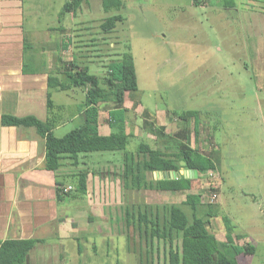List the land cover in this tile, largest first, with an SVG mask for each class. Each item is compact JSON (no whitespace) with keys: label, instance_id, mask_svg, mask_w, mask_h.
Masks as SVG:
<instances>
[{"label":"rangeland","instance_id":"rangeland-1","mask_svg":"<svg viewBox=\"0 0 264 264\" xmlns=\"http://www.w3.org/2000/svg\"><path fill=\"white\" fill-rule=\"evenodd\" d=\"M68 1L22 0L24 30L38 59L46 62L43 69L57 72L59 56L102 75L111 61L131 49L138 90L126 95L131 111L126 129L133 136L127 151L145 143L176 154L171 136L184 123L172 113L199 111L197 142L194 120L189 122L190 146L217 160L216 170L192 174L190 192L128 194L118 182L108 191L104 187L92 211L85 201L66 211L77 218V242L40 245L28 263L168 264L163 244L159 253L151 251L150 241L127 227L125 207H151L162 218L177 205L192 219L186 200L197 194L199 216L210 220L208 228L220 241L227 242V218L234 227L233 244L255 246V254L239 256V263L264 264V0H122L124 7L111 12L104 11L102 0H88L75 16L67 14L60 21ZM112 15H122L124 21L105 33L101 25ZM86 92H52L55 112L64 121L54 132L57 138L83 125ZM107 109L101 106L99 118L104 136L113 132L105 124ZM92 156L88 164L101 176L124 160L123 152Z\"/></svg>","mask_w":264,"mask_h":264},{"label":"trees","instance_id":"trees-1","mask_svg":"<svg viewBox=\"0 0 264 264\" xmlns=\"http://www.w3.org/2000/svg\"><path fill=\"white\" fill-rule=\"evenodd\" d=\"M87 2L88 0L66 2L59 20L62 21L67 14L75 16ZM124 5L122 0H102L105 12L119 11ZM123 21L122 15L109 16L101 25V29L105 33H111L117 24ZM68 47L67 44H63L64 49ZM130 50L123 53L121 60L111 61L102 75L90 74L88 66H80L73 62L65 63L59 56H57V61L62 66L58 67L57 72H50L43 69L46 62L38 59L34 44L26 35L22 73L32 75L41 70L47 72L48 119L43 122L34 116L20 118L4 114L1 117V123L4 126L35 129L45 140L46 169L52 173L60 170L66 160L72 161L74 166L79 165L81 155L123 152L124 160L120 178L124 193L141 191L190 192L195 183L192 178L182 175L180 178L154 179L149 178V174H181V171L185 170L197 172L200 176L207 171L216 170L217 160L190 146L189 122L194 120L195 141L197 142L201 127V112L172 113L175 118L184 123V127L179 126L171 136L178 145L176 154L145 143L141 144L135 152L127 151L132 136L127 133L126 129L125 98L127 94L138 90V77ZM77 88L87 90L84 111L81 113L83 125L69 132L63 138H57L54 130L60 125L61 120L55 112L56 106L52 100V92H67ZM102 105L108 108L107 124L113 131L107 136L101 135L99 132ZM88 175V171L85 170L78 172L74 189L69 191L63 189V184L59 183L57 188L58 203L86 198ZM200 204L201 197L199 195H188L186 205L191 208L192 219L182 207L177 205L167 209V214L162 218L159 212L154 214L151 207L141 210L140 205L138 207H135V204L127 205L124 216L127 227H132L134 231L138 230L141 238L145 236L146 241H150L151 251L156 248L159 253L161 245H164V254L167 253L165 259L168 264H240L239 256L251 257L255 254L254 245L249 244L246 247H241L233 244L230 234L234 227L227 218H225L226 230L229 232L227 242L220 241L208 228L210 220L199 216ZM209 217H211V213ZM43 242L37 239H8L1 242L0 264H28L31 253L38 244ZM167 244L168 250L166 249ZM78 247L80 246L78 245Z\"/></svg>","mask_w":264,"mask_h":264},{"label":"crops","instance_id":"crops-1","mask_svg":"<svg viewBox=\"0 0 264 264\" xmlns=\"http://www.w3.org/2000/svg\"><path fill=\"white\" fill-rule=\"evenodd\" d=\"M25 36L22 0H0V243L8 239L44 241L35 252L40 245H62L67 240L77 242L79 230L74 226L77 218L66 211L72 209V204L80 207L84 201L92 211L104 196L105 191L101 195L100 189L108 191L116 182L122 189L123 163L117 162L101 176L88 164L92 162V154L81 155L79 165L66 160L60 170L52 173L46 169L45 140L35 129L2 125L4 114L20 118L34 116L43 122L48 119L47 72L22 73ZM125 99L128 121L131 111ZM59 110L65 111L61 107ZM60 120L56 129L63 125L64 121ZM82 170L89 173L86 198L58 203L59 183L65 190L74 189L76 175ZM93 195L95 200H92Z\"/></svg>","mask_w":264,"mask_h":264},{"label":"water","instance_id":"water-1","mask_svg":"<svg viewBox=\"0 0 264 264\" xmlns=\"http://www.w3.org/2000/svg\"><path fill=\"white\" fill-rule=\"evenodd\" d=\"M192 174H194L196 176L198 175L197 172H193V171H183V172H181V174L171 173V174H168V175L167 174L166 175L165 174H160V175L162 176L161 178L163 179V178H167V177H170V178H180L182 175L184 177H186V178H192Z\"/></svg>","mask_w":264,"mask_h":264},{"label":"built area","instance_id":"built-area-1","mask_svg":"<svg viewBox=\"0 0 264 264\" xmlns=\"http://www.w3.org/2000/svg\"><path fill=\"white\" fill-rule=\"evenodd\" d=\"M72 188H69L68 190H66V191H69V190H71ZM215 200V198H212V201H214Z\"/></svg>","mask_w":264,"mask_h":264}]
</instances>
